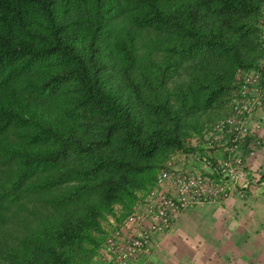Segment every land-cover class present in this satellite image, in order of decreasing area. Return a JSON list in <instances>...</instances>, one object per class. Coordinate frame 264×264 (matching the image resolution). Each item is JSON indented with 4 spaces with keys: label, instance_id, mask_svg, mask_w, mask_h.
Segmentation results:
<instances>
[{
    "label": "trees",
    "instance_id": "1",
    "mask_svg": "<svg viewBox=\"0 0 264 264\" xmlns=\"http://www.w3.org/2000/svg\"><path fill=\"white\" fill-rule=\"evenodd\" d=\"M263 2L0 0V264H90L257 65Z\"/></svg>",
    "mask_w": 264,
    "mask_h": 264
},
{
    "label": "built area",
    "instance_id": "2",
    "mask_svg": "<svg viewBox=\"0 0 264 264\" xmlns=\"http://www.w3.org/2000/svg\"><path fill=\"white\" fill-rule=\"evenodd\" d=\"M258 24L261 55L251 75L244 79L245 98L235 107V114L240 117L238 129L222 144L207 143L201 150L183 154L182 161L197 163L198 171L193 167L183 170L173 165L174 159L168 160L143 201L136 203L117 226L107 231L90 264H136L138 258L148 253L154 235L169 230L180 213L226 199L237 184L245 188L258 181L261 171L250 172L247 157H254L264 141L261 137L253 138L247 157L239 147L253 133L247 126L248 118L259 109L264 111V2ZM242 126H245L243 130ZM224 151L228 155L218 159L215 153Z\"/></svg>",
    "mask_w": 264,
    "mask_h": 264
},
{
    "label": "crops",
    "instance_id": "3",
    "mask_svg": "<svg viewBox=\"0 0 264 264\" xmlns=\"http://www.w3.org/2000/svg\"><path fill=\"white\" fill-rule=\"evenodd\" d=\"M247 126L253 133L239 147L246 157L253 138L264 141L263 109L248 118ZM215 155L220 159L228 153ZM247 161L250 172L261 171L260 180L245 188L237 184L226 199L180 213L169 230L154 235L148 253L135 263L264 264V146ZM193 165L185 162L186 168Z\"/></svg>",
    "mask_w": 264,
    "mask_h": 264
},
{
    "label": "rangeland",
    "instance_id": "4",
    "mask_svg": "<svg viewBox=\"0 0 264 264\" xmlns=\"http://www.w3.org/2000/svg\"><path fill=\"white\" fill-rule=\"evenodd\" d=\"M258 27H259V24H258ZM259 31H260V28H259ZM259 35L260 33L258 32V40L260 38ZM259 46H260V43H259ZM255 67L240 68V69H243L242 71L244 72L238 71L239 68L236 70L233 85H232L233 88L228 97V100L219 109L218 117L216 118V120L210 123L209 125H207L206 127H204L200 134H193L191 137H188L185 139L184 147L185 149L188 150L187 152L181 149H176L169 154V156L166 158L163 164L157 169L156 174H155V182H156L157 173L159 172L161 168H163L166 165L168 160L174 159L175 162L173 165L178 166L180 168L183 167V170H184L186 169L185 161H182V156L184 153H189L193 150H201L203 146L206 145L207 143L214 144V145L222 144L224 143L225 140L229 139V137L232 134H234L235 128L238 129V127L236 126H240V124L238 123V121L240 120V117L236 116L235 107L237 104L241 103L240 100L245 98V96L243 95L244 93H246V90L243 87L244 79L247 76L251 75V72H253V69H255ZM244 128L245 126H242V130ZM197 168L198 167L193 165L194 170L198 171ZM151 189L152 188H149L148 191L144 195H141L135 201L134 205L136 203H141ZM115 212H116V215L120 214L121 212L120 206L118 205L115 206ZM126 216L122 217L120 220H116L111 215H108L106 220L103 221L106 231H111L112 228L114 226H117V224L122 219H124Z\"/></svg>",
    "mask_w": 264,
    "mask_h": 264
}]
</instances>
